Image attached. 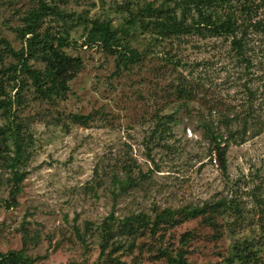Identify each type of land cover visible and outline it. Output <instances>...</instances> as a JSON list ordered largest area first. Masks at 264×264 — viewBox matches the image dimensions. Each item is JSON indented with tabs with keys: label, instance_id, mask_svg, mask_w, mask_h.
<instances>
[{
	"label": "rangeland",
	"instance_id": "1",
	"mask_svg": "<svg viewBox=\"0 0 264 264\" xmlns=\"http://www.w3.org/2000/svg\"><path fill=\"white\" fill-rule=\"evenodd\" d=\"M243 3L251 4L248 13ZM43 4L35 32L68 37L63 52L82 63L64 96L52 99L25 75L13 82L9 71L25 46V19ZM148 6L177 17L182 11L181 0H0L1 254L22 250L31 264H168L162 251L174 256L182 249L187 264H264V131L255 136L252 122L264 120V0L216 7L220 18L234 14L240 52L232 37L160 38L147 26L148 15L130 21ZM94 22L109 23L142 60L117 63L92 41ZM38 50L28 65L43 70ZM16 91L11 107L1 104ZM74 116L89 120L77 123ZM161 118L168 124L162 133ZM244 121L245 142L229 147L222 174L205 129L240 130ZM10 125L22 147L17 172L24 177L7 209ZM127 177L131 184L120 191L114 178ZM219 201L231 207L218 208L211 224L200 216L155 234L136 223L131 234L119 227L139 213L152 219L164 209Z\"/></svg>",
	"mask_w": 264,
	"mask_h": 264
},
{
	"label": "trees",
	"instance_id": "2",
	"mask_svg": "<svg viewBox=\"0 0 264 264\" xmlns=\"http://www.w3.org/2000/svg\"><path fill=\"white\" fill-rule=\"evenodd\" d=\"M232 0H181L182 11L181 15L177 17L174 12L170 14L167 9L155 10L150 6L145 7L140 15H137L134 19L130 20L135 22L136 18L144 17L148 15L153 20L148 22L147 26L156 30L157 36L160 38L175 37L178 38L182 35H189L198 33L204 35L208 33L214 36L232 37L233 47L238 52L242 49L241 38H235L237 32H239V26L236 22L233 13H226L223 18H220L216 12V7H230ZM45 8V5H41L38 9L31 12L25 19V25L21 29V38L25 41V46L22 47L17 54V61L15 64L9 66L13 82L17 81V75L27 76L33 83L35 90L39 95L46 99H52L56 97H62L67 89V81H69L73 75L80 71L82 63L79 58H72L66 55L62 48L68 46V37L49 38L44 36L39 37L35 32L38 26V18L41 16V12ZM242 9L247 11L251 10V4L243 3ZM192 11L195 16L191 15ZM187 17H191L190 22H187ZM93 42L97 43L108 54L116 57L117 63L127 65L138 64L142 60L141 54L123 46L117 36L116 31L113 30L107 22H94L91 27ZM56 43V44H55ZM36 48H39L42 61L44 63L43 70H34L28 65V59L34 57ZM0 63L2 60L0 59ZM19 87L17 84L13 86V89ZM2 84L0 83V90ZM15 92L13 97H8L7 101L1 102L4 106L11 107V104L15 99L19 97V92ZM179 93L187 94L185 90ZM188 97V95H186ZM73 119L77 123H86L89 119L83 117L74 116ZM170 121L171 117H165ZM162 118L157 123V126L161 128L160 133L164 132L165 124ZM252 122L258 126V131L255 136L264 131V120L252 119ZM247 121L240 130H230L229 127H225L222 132H216L210 127H206V134L210 140L212 146V153L215 156V160L218 164V168L222 174L227 172V152L230 146L240 145L245 142ZM13 126V125H12ZM10 127L7 131L10 137L13 139L14 144V157L12 159V186L9 191L8 201H5V207L7 209L13 207L16 204V197L20 193V183L24 177L23 174L17 172V167L20 163V156L22 153V147L20 146L17 137L16 130ZM132 179L127 177L126 180L121 181L114 178V182L119 186L120 191H125L131 184ZM2 200H0L1 206ZM220 207H231L225 204L224 201L215 202L213 204H203L202 206L184 207L178 210L164 209L161 212L155 214L150 219L144 213L137 215L124 217L119 221V227L125 228L128 234L134 233L133 223L139 225L140 229H148L151 234H155L161 226H174L184 221L191 220L202 216L206 223L211 224L213 219V213L218 211ZM207 213H209L207 215ZM109 219L111 222H109ZM113 217L108 218V224H106L105 231L110 233L111 224L114 222ZM106 223V222H105ZM104 223V224H105ZM187 235L184 234L181 238V243L185 244ZM104 248V247H103ZM102 249V248H101ZM103 252V249L101 250ZM185 251L179 249L173 256L168 250H163L162 255L168 264H187L184 259ZM243 261V257H240ZM255 261L253 260L252 264ZM0 264H31V259L24 254L22 250L10 251L5 254L0 253ZM97 264H100L99 262Z\"/></svg>",
	"mask_w": 264,
	"mask_h": 264
}]
</instances>
